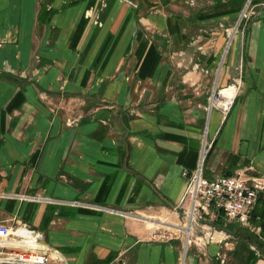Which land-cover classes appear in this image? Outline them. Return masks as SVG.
<instances>
[{"label":"crops","instance_id":"1","mask_svg":"<svg viewBox=\"0 0 264 264\" xmlns=\"http://www.w3.org/2000/svg\"><path fill=\"white\" fill-rule=\"evenodd\" d=\"M215 83L237 86L225 113ZM205 138L206 176L264 175V0H0V222L69 264H182L152 217L181 206ZM255 212L248 239L194 227L185 264H264V193Z\"/></svg>","mask_w":264,"mask_h":264},{"label":"built area","instance_id":"2","mask_svg":"<svg viewBox=\"0 0 264 264\" xmlns=\"http://www.w3.org/2000/svg\"><path fill=\"white\" fill-rule=\"evenodd\" d=\"M254 13L253 8L247 4L232 29L234 33L242 22L243 26L239 31L244 38L247 32L246 21ZM232 38L230 32L228 42ZM243 63L242 56L241 67ZM213 99L212 96L211 101ZM210 148L211 144L207 145L205 138L196 167L182 172L187 180L181 201V205L185 206L184 228H189L192 232L194 227L202 223H209L211 227V221L220 216L225 223H237L250 230H259L260 227L255 222L260 216L255 215V209L264 193V175L240 169L230 174L208 177L205 174V159ZM210 237L213 239L212 235ZM44 239L45 234L41 230L26 223L12 225L0 222V264H69L63 253L46 245Z\"/></svg>","mask_w":264,"mask_h":264},{"label":"rangeland","instance_id":"3","mask_svg":"<svg viewBox=\"0 0 264 264\" xmlns=\"http://www.w3.org/2000/svg\"><path fill=\"white\" fill-rule=\"evenodd\" d=\"M252 16V15H251ZM251 16H249V19H250V17ZM242 24V25H241ZM242 26H243V23L241 22V23H239V26L237 27V29L235 30V33H234V31L232 32L231 31V37H232V35H233V33H234V35H236V34H240V31L239 30H241V28H242ZM223 60H224V58L222 57V60H221V63L223 62ZM240 63H239V70L240 71H242V67L240 66L241 65V58H240V61H239ZM219 73H220V71H219ZM233 84V83H232ZM235 84V83H234ZM236 85V84H235ZM221 88H224V87H222V86H218V84H216L215 83V86H214V88L212 89V91L210 92V94H209V97H208V100H207V105H206V107L208 108V110H209V106H210V104H211V98H212V96L214 97V98H217L218 97V91L221 89ZM236 89H237V87H236ZM214 94V95H213ZM232 105V104H231ZM231 107V106H230ZM229 107V108H230ZM212 108L214 109V108H217V109H220L222 112H227L229 109H227V110H224V109H222V107H219V106H217V105H213L212 106ZM210 144V141L208 142L207 141V145H209ZM208 156V155H207ZM207 159V158H206ZM205 159V160H206ZM184 208H185V206L184 205H181L180 207H178V210H175L174 212H168V213H165V214H156L154 217H152L153 218V220H155L156 222H154V223H151V225L155 228V230H156V232H157V234H159L161 237H170V238H174V237H176V236H181L182 238H186L185 240L187 241L188 239H187V233H186V229L185 230H183V229H181V226H185V223H186V219H185V216H184V213H183V211H184ZM161 221V222H160ZM163 221V222H162ZM178 225V226H180V227H178V226H174V225ZM198 226H202V224H199ZM197 226V227H198ZM203 227V226H202ZM201 227V228H202ZM202 229H204V228H202ZM203 234H204V236H206L207 234H206V232L204 231L203 232ZM191 233L189 234V239H191ZM195 237V236H194ZM188 243H190V241H188ZM186 255H185V249H184V255H183V259H184V257H185ZM182 263H183V261H182ZM184 264V263H183ZM225 264H226V262H225Z\"/></svg>","mask_w":264,"mask_h":264},{"label":"bare ground","instance_id":"4","mask_svg":"<svg viewBox=\"0 0 264 264\" xmlns=\"http://www.w3.org/2000/svg\"><path fill=\"white\" fill-rule=\"evenodd\" d=\"M234 31V30H233ZM232 31V32H233ZM231 44V41H229L226 46H225V49H224V57L228 51V48ZM236 86L235 85H229V86H226L224 88H221L219 91H218V97L217 98H214L212 101H211V108L213 105H217L219 107H222V109L226 110L228 109L229 105L233 102V99L236 95ZM163 222V221H162ZM174 225V224H173ZM174 226H178V225H174ZM180 227V226H178ZM182 227V226H181ZM184 227V226H183ZM186 229V233H187V239L189 240V234L191 233V230H188L187 228H184ZM187 240V241H188ZM186 241V242H187ZM183 264V263H182Z\"/></svg>","mask_w":264,"mask_h":264},{"label":"trees","instance_id":"5","mask_svg":"<svg viewBox=\"0 0 264 264\" xmlns=\"http://www.w3.org/2000/svg\"><path fill=\"white\" fill-rule=\"evenodd\" d=\"M138 81H139V79L136 76H132L131 79H130L131 90L135 94H136L137 90L139 89V87L141 86V84L139 85ZM137 82H138V88H137ZM136 88H137V90H136ZM255 215H257L256 212H255ZM214 224L217 225L220 228L225 229V230H233L232 224L231 223H225L224 219L222 217H220V216L214 220ZM245 228L246 227L242 226L241 229H239V230L242 232L241 235L248 239L249 238L248 233L245 232V231H247L248 228L247 229H245ZM253 242H255V244L261 249V252L264 255V247L261 246L262 244L259 242V240L256 239Z\"/></svg>","mask_w":264,"mask_h":264},{"label":"water","instance_id":"6","mask_svg":"<svg viewBox=\"0 0 264 264\" xmlns=\"http://www.w3.org/2000/svg\"><path fill=\"white\" fill-rule=\"evenodd\" d=\"M209 110H211V105L209 107ZM181 229L185 230L183 226L181 227ZM187 229L189 230V228H187ZM187 246H188V241L185 244V255H186V252H187ZM183 263L185 264V257L183 259Z\"/></svg>","mask_w":264,"mask_h":264}]
</instances>
